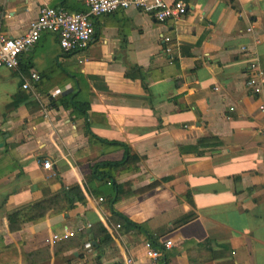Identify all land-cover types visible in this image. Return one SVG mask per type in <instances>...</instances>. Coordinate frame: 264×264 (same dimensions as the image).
I'll list each match as a JSON object with an SVG mask.
<instances>
[{"label": "crops", "instance_id": "1", "mask_svg": "<svg viewBox=\"0 0 264 264\" xmlns=\"http://www.w3.org/2000/svg\"><path fill=\"white\" fill-rule=\"evenodd\" d=\"M184 2L174 23L137 11L96 18L92 43L70 54L43 33L16 70L0 68V264H148V237L173 244L163 264H264V117L244 87L248 62L264 70V0ZM42 7L85 10L77 0H0V29L25 35ZM134 66L148 91L125 78ZM29 73L39 80L24 91ZM20 91L26 99L6 112ZM69 97L86 103L85 117L64 108ZM112 143L134 158L114 187L90 180L95 164L123 159ZM76 186L83 204L61 202L9 231L14 212ZM114 196L141 230L112 215Z\"/></svg>", "mask_w": 264, "mask_h": 264}, {"label": "built area", "instance_id": "2", "mask_svg": "<svg viewBox=\"0 0 264 264\" xmlns=\"http://www.w3.org/2000/svg\"><path fill=\"white\" fill-rule=\"evenodd\" d=\"M85 7V12L66 13L62 10L42 7L37 11L36 20L31 23L25 35L8 38L0 29V68L7 71L16 70L20 55L34 47L43 33L54 34L58 37V44L62 53L70 54L85 50L92 43V21L102 16L112 15L116 12L137 11L150 16L158 25L167 22L174 23L181 20L187 12L184 0H77ZM1 19V16H0ZM169 43L168 37L163 38ZM165 48V52H169ZM245 72L244 87L255 99L256 111L264 117V70L256 62H248ZM24 91L31 89V83L39 80L35 73L26 77L21 75ZM264 152V118L258 134ZM43 168L50 169V165L43 163ZM101 202L102 199H99ZM118 228V226H116ZM85 250H91L90 244L85 245ZM173 248L169 241L153 244L146 241L143 245L144 256L148 264H163V255ZM135 261L127 259L123 264H134Z\"/></svg>", "mask_w": 264, "mask_h": 264}, {"label": "trees", "instance_id": "3", "mask_svg": "<svg viewBox=\"0 0 264 264\" xmlns=\"http://www.w3.org/2000/svg\"><path fill=\"white\" fill-rule=\"evenodd\" d=\"M79 12H85V10L84 11L77 10L74 13H79ZM124 72H125L124 74L125 78H128L129 80H134V81L140 80L143 89L145 91H148L147 83H146L147 74L142 68L138 66L129 67V68L126 67ZM25 99H26V95L21 94V91H20L12 99V102L6 106L5 111L6 112L12 111L13 109L16 108L18 103H20L21 101ZM64 102H62V105L65 104ZM66 103L67 105L64 106V108L69 107L71 108L72 111L77 112L83 117L86 116L85 114V111L87 109L86 103L75 102L73 101V97H69L68 99H66ZM85 132H86L85 134L88 139L97 141L99 143L106 144V142H102L101 140L91 136L87 126H86ZM110 145H118L119 147L123 149V154H124L123 159L119 162H105V163L95 164L90 174L91 181H95V180L99 182L109 181L112 183L113 176L116 173V171H124V169H126L127 166L129 167L131 163L134 161V158L132 157L131 154H129V151L124 145L114 144V143ZM214 145L216 146L217 144L215 143ZM112 185L114 187L113 183ZM155 185L156 183L153 182L152 184L148 186V189L153 188ZM61 195L62 196L55 195V197H52L48 200L46 199L41 200L39 202L32 204L30 207H28L25 210H19V211L14 212V214L10 215L7 220L9 231H14L18 229L21 223L34 222L36 220L43 219L48 211L53 210L54 209L53 207L55 206H60L61 202H65V206H67V209H72L76 204H83L85 202V197L82 195V193L80 192L77 186L65 190L63 194ZM187 198L189 199V203H192L189 194H187ZM116 201H117V196H114L113 199L109 202V206H110L112 215L119 219L120 225H122L123 228L127 229L128 231L129 230H141L140 226L132 225L126 219H124L121 214L117 213L113 209L112 206L115 204ZM13 226H16V227L13 229ZM100 231L103 236L102 241L107 244L111 243L112 238L108 236L106 231L103 228H101ZM147 241H150L153 244H157V239L153 237H148ZM208 261L209 259H207L205 262H208ZM188 264H192L191 261H189Z\"/></svg>", "mask_w": 264, "mask_h": 264}]
</instances>
